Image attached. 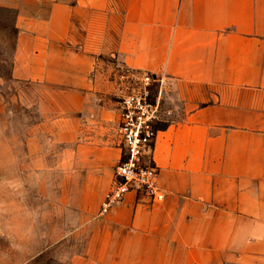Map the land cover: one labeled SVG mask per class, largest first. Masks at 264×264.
I'll list each match as a JSON object with an SVG mask.
<instances>
[{
    "label": "crops",
    "instance_id": "crops-1",
    "mask_svg": "<svg viewBox=\"0 0 264 264\" xmlns=\"http://www.w3.org/2000/svg\"><path fill=\"white\" fill-rule=\"evenodd\" d=\"M0 52L45 88L64 146L68 264H264V0H0ZM116 67L162 81L166 197L101 215L122 158Z\"/></svg>",
    "mask_w": 264,
    "mask_h": 264
},
{
    "label": "rangeland",
    "instance_id": "rangeland-1",
    "mask_svg": "<svg viewBox=\"0 0 264 264\" xmlns=\"http://www.w3.org/2000/svg\"><path fill=\"white\" fill-rule=\"evenodd\" d=\"M3 59L1 53L0 264H68L71 242L54 240L73 215L66 207L73 200L69 177L61 169L64 146L44 111L45 88L17 79L16 60ZM114 74L107 102L117 113L127 90L144 73L116 67ZM114 123L112 132L119 139L117 119Z\"/></svg>",
    "mask_w": 264,
    "mask_h": 264
},
{
    "label": "built area",
    "instance_id": "built-area-1",
    "mask_svg": "<svg viewBox=\"0 0 264 264\" xmlns=\"http://www.w3.org/2000/svg\"><path fill=\"white\" fill-rule=\"evenodd\" d=\"M161 85L157 76L144 73L121 100L118 132L122 158L116 167L113 185L102 202L101 215L109 214L132 192L155 202L166 197L158 185L159 170L152 157L162 117L158 93Z\"/></svg>",
    "mask_w": 264,
    "mask_h": 264
}]
</instances>
